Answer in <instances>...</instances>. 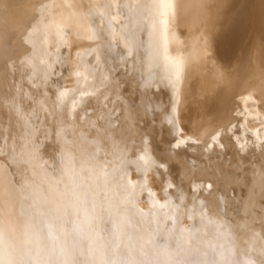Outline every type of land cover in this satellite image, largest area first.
I'll use <instances>...</instances> for the list:
<instances>
[{
	"label": "bare ground",
	"instance_id": "obj_1",
	"mask_svg": "<svg viewBox=\"0 0 264 264\" xmlns=\"http://www.w3.org/2000/svg\"><path fill=\"white\" fill-rule=\"evenodd\" d=\"M262 192L264 0H0L5 258L264 264Z\"/></svg>",
	"mask_w": 264,
	"mask_h": 264
},
{
	"label": "snow or ice",
	"instance_id": "obj_2",
	"mask_svg": "<svg viewBox=\"0 0 264 264\" xmlns=\"http://www.w3.org/2000/svg\"><path fill=\"white\" fill-rule=\"evenodd\" d=\"M131 42L133 44V48H135L136 47L135 39L132 38ZM135 103H138V104H140L142 106L143 115L141 116V120L149 121V117L155 111L156 101L154 100V98L150 97V96H143L142 98H137ZM53 119H54V121L57 119L55 117L54 112H53ZM224 131L225 132L227 131V125L225 126ZM64 132H65L64 128H59L58 130H56L54 132V135L56 137H61L64 134ZM70 171H72L73 174H74V169H70ZM29 187H30V184H29L28 178L22 176L21 183H20L21 192L27 194ZM262 195H264V192H262ZM40 197H41V191L38 190V189L34 190L33 196H32V204L29 205L28 207L31 209L35 205L39 204L40 203ZM67 207L68 206L65 205V209H67ZM45 219H47V217H45ZM30 235H35V233L34 232L30 233ZM8 247L11 248L10 252L6 251V248H5V237H4V234L2 232H0V264H31L30 261H25L23 259L5 258V255H7L8 257H13L15 255H19L18 250L16 249V247L14 245H11L9 243ZM47 264H54V262L48 261Z\"/></svg>",
	"mask_w": 264,
	"mask_h": 264
}]
</instances>
